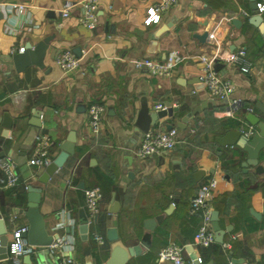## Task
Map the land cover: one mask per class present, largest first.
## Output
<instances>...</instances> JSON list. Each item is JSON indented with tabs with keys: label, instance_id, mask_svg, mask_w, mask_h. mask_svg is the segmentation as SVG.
Here are the masks:
<instances>
[{
	"label": "crops",
	"instance_id": "crops-1",
	"mask_svg": "<svg viewBox=\"0 0 264 264\" xmlns=\"http://www.w3.org/2000/svg\"><path fill=\"white\" fill-rule=\"evenodd\" d=\"M66 1L82 0H0V58L29 41L36 45L53 35L42 67L16 71L0 64V155L11 159L21 179L18 185L6 187L0 169V211L9 239L14 229L28 227L27 217L18 209L27 204L26 185L44 169L29 164L37 135L52 138L53 159L70 130L77 133L75 152L43 184L40 202L48 232L56 240L73 241L74 248L37 247L23 257L24 263L59 264L67 254L77 264L89 258L104 264L111 252L109 227L117 228L125 245L137 244L148 231L145 220L164 213L178 197L171 212L151 231L150 245L126 264H174L157 260L159 250L170 242L193 245L203 262L231 264V256L236 264H264V172L243 165L248 154L239 145H223L217 139L228 129L251 126L248 107L257 110L254 102H264V37L250 21L258 13L252 9L253 0H175L157 23L147 20V9L158 0H98L99 20L93 29L81 24L79 4L69 16L61 15ZM243 3L248 4L250 15L241 13ZM235 18L240 25L233 22ZM203 33L208 34L205 40L199 36ZM239 47L246 48L253 62L249 73L226 61ZM67 48L81 60L71 72L56 64L57 55ZM172 49H179L183 60L167 75L134 66L144 56L162 60ZM203 55L216 57L217 71L234 84L230 99L239 100L240 108L235 116H226L219 112L226 101L216 99L214 106L181 127L178 123L184 115L212 98L205 87L192 83L199 76ZM93 103L106 107L98 135L92 134L88 121ZM158 103L178 110L150 128L168 129L173 123L178 141L172 150L141 158L137 151L143 132L136 121L143 109L156 111ZM79 105H85V111L78 110ZM5 112L13 119L12 127L2 125ZM260 162L264 166V148ZM209 177L218 179L211 205L219 211L225 229L222 249L195 245L201 215L190 210V201ZM82 185L102 190L101 210L90 227L89 256L83 253L85 242L79 231L80 211L86 210ZM113 200L119 203L116 211L111 210ZM94 231L105 237L103 244L94 240ZM185 260L194 264L188 249ZM0 264L13 263L5 258Z\"/></svg>",
	"mask_w": 264,
	"mask_h": 264
},
{
	"label": "built area",
	"instance_id": "built-area-1",
	"mask_svg": "<svg viewBox=\"0 0 264 264\" xmlns=\"http://www.w3.org/2000/svg\"><path fill=\"white\" fill-rule=\"evenodd\" d=\"M175 0H158L152 3L147 9V20L151 23H157L161 20L165 11L174 3ZM77 4L81 7L79 20L81 24L93 29L97 26L99 15L98 0H82L79 3L66 1L61 8V15L67 17L71 14L72 8ZM15 8L22 10L23 5L15 4ZM256 11L264 15V1L257 2ZM243 15H250V12L244 8L241 9ZM25 47H20L19 51H24ZM183 60V53L179 49H172L168 52L166 57L162 60L153 58L151 56H144L138 58L134 62V66L138 69L145 68L148 71L167 75ZM202 66L200 67L199 77L203 81L208 93L215 99L226 101V105L219 112L226 116H235V112L240 108V101L237 99H230V95L234 90V84L222 77L216 69V57H209L203 55L201 57ZM226 61L233 64L237 69L243 73H249L253 67V62L245 47H239L230 52ZM56 64L64 71L71 72L81 65L79 56L70 48L60 52L56 57ZM166 108L162 103L156 104V109ZM106 110L104 104L93 103L88 109L89 127L93 135H98L101 130L103 114ZM244 135L250 137L255 132V126L251 125L248 128H241ZM178 141V128L172 127L170 129H154L149 128L148 131L143 132L141 143L138 148V155L141 158L150 157L165 150H172L175 148ZM52 138L46 133L37 135L34 145V152L29 159V164L44 168L51 160L50 146ZM0 169L3 171L2 183L6 187H14L20 182L19 173L15 170L13 163L9 157L0 155ZM217 177H209L201 183L197 192L190 201V210L198 212L201 215V222L195 232V245L208 247L215 242V232L211 223V212L213 210L211 199L215 188L217 187ZM28 186V185H26ZM85 206L88 217L89 235L90 227L96 221L97 216L101 210L102 190L99 186L87 187L84 189ZM28 227H19L13 230L12 237L8 243L7 258L13 264H26L23 261L25 255L32 254L37 247L30 244L24 236V232ZM93 238L99 244H103L105 237L99 232L92 233ZM52 249H66L74 248L73 241L57 240L49 246ZM187 250L186 244H179L170 242L162 247L157 255L158 261H171L174 264H186L185 253ZM200 262L201 256L198 255ZM194 263V259H192ZM59 264H77L76 260L70 255H62ZM231 264H235L231 262Z\"/></svg>",
	"mask_w": 264,
	"mask_h": 264
},
{
	"label": "water",
	"instance_id": "water-1",
	"mask_svg": "<svg viewBox=\"0 0 264 264\" xmlns=\"http://www.w3.org/2000/svg\"><path fill=\"white\" fill-rule=\"evenodd\" d=\"M252 9H257L255 0L252 1ZM250 21L258 26L260 32L264 37V18L261 14L255 13L250 17ZM233 22L237 25L241 24V20L238 18L233 19ZM202 40H205L208 36L207 33L199 35ZM53 39V35L44 37L39 43L33 45L30 41L26 44L24 51L14 50L11 54L5 55L0 58V64H6L10 69L16 71H23L28 66L37 65L42 67L44 65V58L46 51L49 48V44ZM151 44L157 45V40H152ZM154 52L155 50H151ZM0 67V69H2ZM217 69V67H216ZM192 83L196 84V87H205L203 81L197 76L192 80ZM255 107L249 108L247 119L251 125L255 126L256 130L252 136L248 137L244 135L242 130L239 129H228L224 135L217 137L218 141L223 144H237L248 154L246 161L243 163L244 166L254 165L259 173L264 172V166L260 162V152L264 148V102L255 101ZM216 104L215 98H208L197 104L189 113L181 118L179 126L185 127L189 119L195 117L201 111L207 107H212ZM85 105H79L78 110L85 111ZM177 107H167L163 109H157L156 111L149 113L145 108L143 109L136 121V126L142 131L146 132L149 130L151 125H155L159 118L168 116H174V112L177 111ZM36 118H39V112L35 114ZM35 125H40L39 121L33 122ZM2 125L6 127L13 126V119L8 112L4 113ZM174 126L173 123L168 124V129ZM77 141V133L74 129L70 130L67 138L61 144V151L44 167L43 171L38 176L37 180L30 183L27 188V204L25 207L19 208L18 213H23L28 219V228L24 232V236L27 238L30 244L44 247L52 245L56 240V235L48 232L46 228V222L43 214L40 211V202L42 198L43 184L47 183L51 176H53L57 170L62 167L67 161L68 157L75 152ZM132 157H129V160ZM129 175L133 177V171H129ZM198 177L199 173L195 174ZM262 193L264 196V179L262 180ZM85 188L84 185H82ZM178 201V197L174 198V201L165 209L164 213H160L155 217L147 218L144 222V227L148 230L142 236L139 243L134 245H125L121 240L118 230L116 227H109L107 230V239L111 242L110 257L104 264H126L127 261L134 255H138L143 252L144 247L150 245L151 231L155 230L158 223H161L165 214L170 213L175 202ZM119 207V203L113 200L111 210L116 211ZM256 216L259 214L254 213ZM87 211L85 208L80 211V225L79 231L81 238L84 240L83 253L86 256L91 254V245L89 242V225L87 223ZM211 223L212 228L215 232V242L223 243L225 236V229L220 226L219 223V211L213 209L211 212ZM8 243L9 237L7 233V226L4 217L0 211V259H5L8 256ZM190 257L194 259V264H213V260L207 262H200L198 259V253L196 252L193 245L187 247ZM233 263L236 264V259L230 256ZM85 264H95L91 258L87 259Z\"/></svg>",
	"mask_w": 264,
	"mask_h": 264
},
{
	"label": "trees",
	"instance_id": "trees-1",
	"mask_svg": "<svg viewBox=\"0 0 264 264\" xmlns=\"http://www.w3.org/2000/svg\"><path fill=\"white\" fill-rule=\"evenodd\" d=\"M246 1H247V0H246ZM243 6H244V8H246L248 11H250V8H249V6H248L247 3H246V4L243 3ZM214 246H216V247L222 249V244H220V243H218V242H214V243H213L212 245H210L209 247H214ZM206 248H207V247H206Z\"/></svg>",
	"mask_w": 264,
	"mask_h": 264
}]
</instances>
